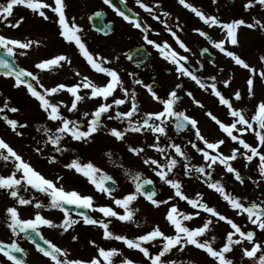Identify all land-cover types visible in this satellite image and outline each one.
Masks as SVG:
<instances>
[{
	"label": "snow or ice",
	"instance_id": "1",
	"mask_svg": "<svg viewBox=\"0 0 264 264\" xmlns=\"http://www.w3.org/2000/svg\"><path fill=\"white\" fill-rule=\"evenodd\" d=\"M106 4H109L119 16L125 21L133 24L137 29H141L144 34V40L147 44L152 45L159 53L173 65H176V70L181 76H187L195 81L201 88L211 89V92L219 99V103L226 106L229 111V115L232 118L231 123L222 122L212 112H208L207 115L215 121L219 128L229 137L233 142L238 143L241 147L231 149L230 154L225 155L220 148L225 144L224 139H219L214 142H210L202 135L200 128L198 127V121L186 115L184 111H178L176 105L180 100L176 90L167 94L166 98L158 95L157 91H154L151 86L144 85L147 91L150 93L152 99L162 105L161 110L152 112H143L141 114V105L138 101L136 91L124 86V82L121 78L120 72L110 65L111 61L108 58L101 56L99 53H93L87 46L86 40L83 36V29L77 23L75 17H69L67 10L69 8L68 0H0V22L7 23L13 29H17L26 22V17L21 15L19 18L14 17V8L24 7L30 10L34 17H39L44 21H50L58 26V35L66 42L74 43L79 52L86 59L90 67L97 73H103L108 77V80L103 85H97L88 76H83L79 83L68 86L63 83L58 84L51 88H46L42 84L39 85L41 90H38L32 82L27 78H31V81H35L39 84L38 77L33 72L27 71L23 68L17 69L13 66L8 59L0 56V68L7 69L3 73L4 76L14 77L15 82L13 87L19 88L22 85L26 86L28 93L34 97L41 110L46 114V120L52 122L51 124H40L37 126V131L42 133V141H37L35 151L41 155L45 154L46 149H51V152L46 156L48 163L56 164L60 162V157L64 153L74 151L70 145V141L88 144L94 141L95 134L101 131H105L108 135L115 138L117 141H126V136L130 133H151L153 134V143L146 145L148 148L155 149L165 157V162H161L157 158L146 156L143 158V163L149 167L159 177V179L165 184L174 189L175 197H179L181 200H185L191 205L194 211L193 213H182L178 210L175 204H171L166 213V220L174 227V234H166L161 230L159 225H156L152 230L138 235L134 238H129L125 234H117L113 230H110L111 220L104 218H116L121 222L135 223V215L139 209L133 208V202L138 199L139 196H144L153 206L160 207L164 204H169V201L174 197H168L167 199H157L155 189L145 190V185H152V180H141V174L139 172L132 174L130 169H125V174L132 179L134 183V191H131L122 197L113 196L115 187H110L106 182L111 181L113 185L116 184L114 178L108 173L104 172L92 161L82 162L79 156L71 159L69 163L63 165L65 169L74 170L75 173L81 174L83 177L95 186V188L102 193H105L112 198L114 204L123 209V213L117 212L112 206L102 205L94 206V198L91 195H85L79 191L66 190L61 183L63 177L57 175L55 179L48 178L37 170L31 162L24 159L23 155L18 152L9 142L3 137H0V162H4L7 167L11 165L9 174H0V190L4 191L5 195L12 198L15 204L7 207L4 222L6 226L11 230L13 236H18L20 233H24L29 240H31L37 250L43 254L44 257L50 259L51 264H136V262L124 256L123 252L116 247L105 248L96 244V241L90 240L89 243L96 247V255L88 258H74L71 257L70 250L57 246L50 240L44 238L40 232L41 225H46L51 228L61 229L64 233L69 232L75 225L83 222L84 225L99 226L103 230V237L106 240L120 241L128 249L138 250L142 253L149 264H195L194 261L178 262L177 260L170 259L169 253L173 250L183 252L187 246H195V248L203 250L208 257H210L215 264H236L233 258L230 257V253L234 251V246H241L242 258L246 257L253 264H264V240H257V231L259 229L264 232V201L256 202L251 201L245 203L247 198H241L233 195L225 190L224 185L220 181H212L210 179L211 173L206 172V168L212 169L213 165L220 164L225 167L228 173H232L235 179L241 184L245 183L240 171L233 166V162L239 157H243L248 163L256 160L257 171L259 174V180L253 181L259 187V183L264 181V100L258 102L255 106V111L249 116V114L243 108H237L234 106V101L242 100L241 91L237 90L232 98H227L220 89L217 88L215 83L216 77H211L213 81L210 85L202 82L201 78L185 64L188 61V57L181 55L167 43H158L149 38L147 32L149 26L142 25L139 14L130 16L116 7L113 0H104ZM125 0H121L124 3ZM178 2L185 8L191 10L204 24L209 27L218 26L226 35L219 41L213 40L207 32L200 28H194L193 30L201 37L209 40L210 43L220 52L226 56L232 58L236 65L247 69L250 75L246 81L247 95L251 99L255 96V83L257 80L264 81V70H258L256 67L250 66L236 52L228 50L225 47L226 43L233 46L238 45L237 31L240 26H246L250 29L259 28L264 31V22L261 19L253 18L251 23L246 22L244 19H234L231 22H223L216 15L206 14L202 9L194 6L188 0H178ZM217 0H213L216 3ZM136 3L144 11L153 14V18L160 20L165 24L167 30L175 38L176 43L181 49L190 51L183 40L177 35L171 27L167 26L166 20H161V16L155 14L154 8H159V0H156L154 6H150L145 0H136ZM264 8V0H247L244 7L245 9H252L256 6ZM102 12H95L94 16L98 18L103 17ZM162 15L168 17L169 12L163 11ZM13 17V19H9ZM92 19V17H89ZM176 27L180 29V25ZM106 29V30H105ZM182 30V29H180ZM97 31H104L107 35L111 28L108 25H104L103 29H97ZM41 41L34 39H20L12 38L6 35L0 34V49H3L7 56L15 58L17 55L26 56L27 50L32 49L34 46H39ZM204 51H207L205 49ZM131 59V56L128 57ZM261 61H264V55L260 57ZM71 63L70 58L65 54H58L54 57L41 60L35 65L40 70H51L54 67H60L63 63ZM77 76L81 74L76 73ZM130 76L135 77V73H129ZM135 84H143L140 79H134ZM224 87L230 85V80L223 81ZM181 85H177L176 88H180ZM81 89L90 90L89 93L81 95ZM120 90L122 96L114 95L117 90ZM66 90L71 94L73 99L70 106L64 101L53 102L50 97L60 91ZM192 96L191 92L187 93ZM100 98L101 102L98 106L91 111H85L84 117H89L87 123L84 124L79 119H70L68 115L63 112V108L67 109L68 113H75L78 111V104L83 102L85 98ZM111 98V99H110ZM200 107L204 105L199 101H195ZM128 104L129 107L126 111H121L120 106ZM115 111V115H111L112 111ZM20 109L16 106H12L9 98H5L0 102V120H3L11 131L18 136H22L23 129L29 125L26 122H21L18 119L10 118L8 113H18ZM108 120L120 121L125 126L122 128L112 127L108 128L103 122V117ZM170 124H174L177 132L183 131L187 127L191 126L195 130V136L197 141L202 142L199 145L196 142H191V147L196 152L201 153L204 161L207 162L206 166L202 165L197 167L190 163L191 156L185 151L182 146L175 143L169 138V142L166 146H162L161 137H167V129ZM252 133L255 136L257 143L253 145L244 138V133ZM43 144V147L39 146ZM129 151L133 154L140 156L144 153V147L128 146ZM169 149L174 150L169 152ZM243 149V150H241ZM105 155L111 160L113 153L108 151ZM183 166L185 176H191L193 172L200 174L201 176L208 177L205 180L207 186L210 189L218 192L225 201L231 206L232 209L237 210V214H246L247 220L254 226V230H243L242 227L234 222L233 219L227 215L219 212L215 207L209 206L208 203L203 201L201 194H197L196 198H189L182 190V181L175 178L174 169L178 165ZM123 167L122 164L116 165ZM154 166V167H153ZM247 166V165H245ZM173 174V175H170ZM251 179V177H249ZM29 191H35L38 193L46 194L50 199L49 203L45 205L36 197L26 198L22 193ZM35 202V208L40 209L48 207L51 209H59L63 212V220L59 224L54 223L52 219L46 218L37 212L34 218L22 219L20 211L17 205L27 206L32 205ZM69 206H75L79 209H90L93 211H99L103 214L104 218L96 219L91 215L86 214L84 211H80L77 215L80 219H76L73 216L72 210ZM200 210L209 214L208 218L201 226L189 227L184 221H190L194 217L200 215ZM215 222L225 221L230 225L231 231L226 235V242L219 248L214 246L216 237L211 239L203 238L206 233L211 230V226ZM137 227L139 225L137 224ZM28 230H31L29 232ZM34 234V235H33ZM35 237H39L43 241V246L36 242ZM72 241H78V235L71 236ZM159 240L161 247L155 251H150V246L154 241ZM247 242L251 247H243V243ZM24 249L21 248L15 241L11 243H5L0 241V254L6 258L10 264H25L16 253H22ZM117 257H123L117 262ZM0 264H4L0 261Z\"/></svg>",
	"mask_w": 264,
	"mask_h": 264
},
{
	"label": "rangeland",
	"instance_id": "2",
	"mask_svg": "<svg viewBox=\"0 0 264 264\" xmlns=\"http://www.w3.org/2000/svg\"><path fill=\"white\" fill-rule=\"evenodd\" d=\"M73 3L72 17L75 14L76 21L79 25L84 26L83 36L86 40L87 46L93 53H99L101 56L108 58L111 61L110 65L113 68H116L121 75V78L124 82V86L128 87L130 90L134 89L137 94L138 101L141 105V114L143 112H152L159 111L162 108V105L157 101H154L147 91V88L144 86L147 83V80L151 73H156L158 71L157 67L162 66L165 69H171L172 76H168L164 69L161 70L159 74L161 89L157 91L158 95L164 98L167 97V94L173 90L177 91L180 100L177 103V107L180 111H184L186 115L195 118L198 121V127L202 135L205 136L210 142H214L219 139H224L225 144L221 146L220 151L225 155L230 154L231 149L236 147H241L238 143L233 142L227 135L219 128V126L213 121L207 113L212 112L218 119L225 123H231L232 118L229 115L228 108L219 103V99L211 92V89L201 88L195 81L187 76H181L177 70L176 65H173L170 61L166 60L157 49L152 45H147L144 40V35L136 30L133 26L126 22L116 21V27H121L122 32L120 34L115 33L108 37L100 36L92 33L89 26L87 25V20L85 14L93 9L98 7L99 3H96L94 0L84 1V0H71ZM153 0H145V2H150ZM165 2L159 3V8H154L155 14L161 16V20L167 21V26L171 27L174 31L177 32V35L181 40L187 45L190 51H185L181 49L176 43L175 38L167 30L165 24L161 23L160 20L153 18V14H149L146 11L143 12L140 8V15L143 18L146 26H149L150 33L148 34L149 38L158 42L163 43L167 42L172 49L179 52L181 55L187 56L188 61L185 66L189 67L190 70L194 71L202 80L207 84H211L213 81L211 77H216L215 83H217V88L222 92L227 98H232L234 100L233 94L239 90L242 93L241 101H234V106L237 108H243L249 116L254 113L255 106L261 100H264V81L257 80L255 83V96L249 98L247 95V85L246 81L250 75V72L243 67L236 65L232 58L226 56L224 53L218 51L212 43L210 46L213 52L217 55V59L212 65H208L206 62L200 60L198 53L194 47V43L198 40L203 44L206 43L204 38L200 37L197 32L191 27L192 21H197L196 17L193 15L186 16L184 14L185 7H183L178 0H164ZM192 1L194 4H203V10L207 13V10L216 14V16L223 22H231L234 19H244L246 22L251 23L253 18L244 14H238L239 11H244V5L247 0H234V5L232 7H227L222 0H217L216 3H213V0H188ZM150 6L155 4L149 3ZM251 10V9H250ZM163 11L170 13L168 17L162 15ZM194 18V19H193ZM190 22L189 25L186 24L187 20ZM261 19L264 22V18ZM28 23L23 25L22 35L15 36L13 38L20 39H34L40 40L43 38V47L39 49V46H34L32 49L27 50L26 56L17 55V62L27 71H31L38 77L39 84H36L38 87L42 84L46 88L54 87L58 84H65L68 86L79 83L83 76H88L93 82L97 85H103L107 82L108 77L103 73H97L94 71L90 65L87 63L86 59L79 52L78 48L75 46L74 49H68L62 45L60 41L57 45H54L53 40L54 35H48L45 22L32 21L27 19ZM180 25V29L176 25ZM210 35L211 38L215 41L223 39L226 35V32L223 31L218 26L212 27H202ZM41 31V32H40ZM39 32L41 35H39ZM238 36V45L233 46L231 44L225 45L228 50L236 52L240 55L250 66L256 67L258 70H264V61H261L260 57L264 55V31H261L259 28L250 29L246 26H240L237 31ZM60 40V39H59ZM65 43H67L65 41ZM135 43H143L147 45L148 49L152 52L153 58L142 68H133L126 61V52L127 50L134 45ZM70 51V53H69ZM220 54H219V53ZM58 54L67 55L71 63H63L60 67H54L51 70H40L35 67L43 59L54 57ZM79 72L81 75L77 76L76 73ZM129 73H135V77L129 75ZM134 79H140L143 81V84H135ZM230 80V85L224 87L223 81ZM35 82V81H34ZM36 83V82H35ZM181 85L180 88H176L177 85ZM14 80L7 77H0V102L5 98L10 99L12 106H16L20 109L18 113H8L10 118H15L21 122L28 123V127L23 129V135L18 136L11 131L10 127L5 124L3 120H0V137H3L7 142H9L18 152H20L24 159L31 162L32 165L42 173L47 172H75L74 170H68L63 167L64 164L69 163L71 159L76 156H79L82 162L92 161L100 169L106 173H111L117 176V179H121L123 183V192L127 194L131 191H134V183L128 175L125 174V169H130L132 174L137 172L147 174L149 176H154L156 178L155 172L152 170V167H149L143 163V158L146 156H151L153 158L159 159L161 162H165V157L160 153L156 152L155 149L148 148L146 145L153 143V134L151 133H130L126 136V141H117L112 136L108 135L105 131H101L95 134V139L93 142L84 144L75 141H70L71 147L74 151H69L64 153L60 157V162L56 164L48 163L46 156L51 152V149H46L45 154L41 155L37 153L34 149L37 146V141H42V133L37 131V126L40 124H51L46 120V114L39 107L38 101L32 97L27 89L23 86L16 88L13 87ZM81 95L89 93L88 89H81ZM42 91V90H41ZM193 93L194 99H191L188 92ZM116 96H122V93L118 89L114 94ZM165 97V98H166ZM50 99L53 102L64 101L65 103H71L73 97L66 90L60 91L56 94H53ZM111 99V98H110ZM199 100L204 107H200L195 101ZM101 102L100 98H85L83 102L78 104V109L81 112L75 115L76 119L87 123L89 117H84L83 113L86 109L83 105L90 110H87L89 113L93 111L98 104ZM129 105H121L120 110L126 111ZM65 114H68L67 109H62ZM111 115H115L113 110ZM72 118V117H69ZM104 124L108 128L117 127L122 128L125 125L120 121L115 119L108 120L105 117L102 118ZM85 123V124H86ZM167 137H161L162 146H166L169 142V138L182 146V148L187 151L191 156L190 163L192 165L206 166L207 162L204 161L201 153H198L191 147V142H196L199 145H202V142L197 141L195 136V130L190 128L185 135L178 136L175 134L172 124L169 125L167 129ZM244 138L247 142L255 145L257 143L254 134L244 133ZM135 147H144L145 151L140 156L133 154L129 151L128 146ZM43 147V144L39 145ZM243 150V149H241ZM111 151L113 156L111 160L105 155L106 152ZM174 150L169 149V152ZM122 164L123 167H118L116 165ZM247 165V166H245ZM233 166L243 168L247 175V182L241 184L235 179V176L232 173H228L223 165L216 164L213 165L212 169L206 168V172H211L212 181H220L227 192L232 193L241 198H247L244 202L247 203L251 200H262L264 201V181L259 183V187L253 181L259 180V174L257 171L256 160L251 163H248L243 157H239L236 161L233 162ZM154 167V166H153ZM11 165L7 167L4 162H0V174H9ZM184 169L182 164L178 165L174 169V174H177V177L182 181V188L185 191V194L189 198H196L197 194H201L203 201L208 203L209 206L215 207L222 214L227 215L229 218L233 219L234 222L239 224L243 230L245 228L254 229V226L247 220L246 214H237V210L231 208L227 201L213 189L209 187L206 188L205 176L204 178L197 177L195 180L196 174L191 176H185L183 174ZM173 175V174H172ZM186 177V178H185ZM194 177V180L192 179ZM251 177V179H249ZM186 180V181H184ZM191 181L193 185H189ZM200 182V183H199ZM204 183V185H203ZM183 185L185 187H183ZM160 199H167L168 197H174L175 203L181 204L185 203V200H181L179 197H175L174 189L168 191L167 188L159 192ZM135 202V204H134ZM133 202V208L139 209L135 215L134 227L136 234L141 235L147 231H150V221L153 217L161 219L164 221L166 210L168 204L161 205L160 207H155L150 205V203L139 196L136 201ZM6 204H3L0 209H3ZM120 213H123V209H119ZM182 213H188L185 211H180ZM207 213L202 212L201 216L194 217L195 220H198V225L201 226L204 221L208 218ZM195 223V222H194ZM137 224L139 227H137ZM243 224L246 227H243ZM163 226V225H161ZM231 227L225 221L215 222L211 226V230L205 234L207 239H211L213 236L215 239V247L219 248L226 242V235L231 231ZM257 231V240H264V232ZM243 247H251L246 241L243 243ZM139 255V264H149L148 260L143 257L142 253L138 251ZM231 258L234 259L236 264H253L248 258H242V248L241 246H234V251L230 254ZM202 264H215L207 254H204Z\"/></svg>",
	"mask_w": 264,
	"mask_h": 264
},
{
	"label": "flooded vegetation",
	"instance_id": "3",
	"mask_svg": "<svg viewBox=\"0 0 264 264\" xmlns=\"http://www.w3.org/2000/svg\"><path fill=\"white\" fill-rule=\"evenodd\" d=\"M84 1H87V0H84ZM100 3L102 4L103 8L107 10L108 16L110 15V16H114V18L116 17L118 19H121L119 16L114 14L112 9H110L102 0H100ZM125 3L132 10H134L136 12L140 10V7L136 3V0H125ZM68 4H69V8L67 10V14L70 15L72 12L71 9H72L73 3L71 0H68ZM257 10H258V7L256 6L253 8V11H251V12L248 11L247 14L255 15L256 17H259L260 15L264 14V12L257 11ZM29 14H31L30 10L25 9L22 6L14 8V17L15 18H19V16H21V15L25 16L26 18L34 17L32 14L29 16ZM37 18L39 20V17H37ZM9 19H13V17H10ZM43 22H45L46 28H48V30H47L48 35H54L55 36V38L53 40L54 45H57L60 41H62V45L64 47H67L68 49L73 48L72 44H69L67 46L63 42V38H61L58 35V26L55 23H52L50 21H44V20H43ZM24 23H26V22H24ZM22 26H23V24H22ZM22 26L17 28V29H13L10 26H8L7 23L0 22V34L6 35L9 37H15V36L21 35L23 33ZM40 32H39V35H41ZM40 37H41V42H43V38H45V35L40 36ZM161 70L162 69L159 66L158 71L155 74H157V76H158L160 74ZM83 107L86 109V111L90 110L89 108L85 107L84 105H83ZM79 112H81L80 109L78 111H76L75 113H68L66 115H68V117H72L70 119H76L75 115ZM42 174L45 175L46 177L52 178V179H55V177L57 175H60L63 177V180L61 183L63 184V186L65 187L66 190L75 189L82 194L91 195L94 198V206H97V207L102 206V205L112 206L113 208H115V210L117 212H120L119 209H121V208H119L118 206H116L114 204L112 198H110L105 193L99 192L95 188V186L92 185L87 180V178L83 177L81 174H77L75 172H47V173H42ZM112 176L114 177V179L116 181V184L114 185L116 190L114 191L113 196H115L117 198L122 197L123 195H125L123 192L122 180L117 179L116 175L112 174ZM144 176H145L144 174H141V177H144ZM152 178L154 180V184H155L156 191H157V195H156L157 199H160L159 192L161 190L167 188L168 191H170L172 189L169 185L165 184L164 182L157 181L158 176H156V178L154 176H152ZM162 185H164V186H162ZM3 193H4V191H3ZM22 194L25 195L26 198L36 197L37 200L41 201L45 205H47L49 203L50 198L46 194L38 193L35 191H29L27 193H22ZM8 200L9 201L7 203L0 202V207L3 204H6V206L3 209H0V241H3L5 243H11V242L15 241L21 248H23L24 252L16 253V255H18L21 259H23L25 264H51L50 259L47 257H44L43 254L37 250L35 244L31 240H29L24 233H20L18 236H13L11 230L6 226V224L4 222V218L6 215V209H7V207L15 204V201L12 198L8 197ZM35 202H36V200L33 201L32 205H27V206L17 205L19 208L20 216L22 219L34 218L35 214L37 212H39L44 217L52 219L54 223L59 224L60 222H62L63 212L61 210L51 209L48 207L37 209L34 206ZM134 204H135V202H134ZM171 204H175L179 209L185 210V211L190 212V213L197 211L196 209H193L190 204H186V203L177 204V203H175V199H172L171 201H169L168 205L170 206ZM150 205H152V204L150 203ZM132 207H133V205H132ZM87 210L89 211V213L91 214V216L93 218H96V219L104 218L103 214L100 213L98 210L97 211H93L90 209H87ZM121 214H122V212H121ZM73 216L76 219H80V217L76 214H73ZM104 219H106V220L110 219L111 220L110 230H113L117 234H125L129 238H134L137 236L136 230L134 227V223L121 222L116 218H104ZM184 223H186L189 227H192V228L198 227V220H195L194 218L190 221H184ZM156 225H159L161 230L164 231L166 234H174V231H175L174 227L171 226L170 223L166 219H164V221H161V219H157V218L153 217L150 221V230H152V228ZM161 225H163V226H161ZM28 231L31 232V230H28ZM40 232L44 236L45 239L52 241L53 243L57 244V246L69 249L71 257H74V258L88 259V258L96 255V253H97L96 247L89 243L90 240H94V241H96V244L101 246V247H105V248L116 247V248H118L119 250H121L123 252L124 256H127V257L133 259L136 262V264H139L138 250L128 249L126 247V245H124L120 241L104 239L102 228H100L99 226L84 225L82 220L80 223H78L72 229H70L69 232H67V233H64L61 229L51 228V227L46 226V225H41ZM72 235H78L79 240L78 241H72L71 240ZM203 238H206V236H204ZM35 239L37 240L38 243H40L43 246V241H41L39 239V237H35ZM161 246L162 245H161L159 240L154 241L150 246V251L155 252ZM214 246H215V242H214ZM204 254L206 255V253L203 250L197 249V248H195V246L189 245V246H187V248L183 252H180V251H177L174 249L173 252L169 253L168 255H169L170 259L177 260L178 262H186V261L191 260V261H194L195 264H202ZM122 258L123 257H117L116 258L117 262H119V260ZM0 261H3L4 264H10V262H8L6 260V258L2 256V254H0Z\"/></svg>",
	"mask_w": 264,
	"mask_h": 264
},
{
	"label": "water",
	"instance_id": "4",
	"mask_svg": "<svg viewBox=\"0 0 264 264\" xmlns=\"http://www.w3.org/2000/svg\"><path fill=\"white\" fill-rule=\"evenodd\" d=\"M226 2L230 5L232 3V0H226ZM113 3L116 5V7L120 8L122 11H125L126 14H128L130 16H134L120 1L113 0ZM98 11L103 13V11H100V10H97L95 12H98ZM94 13L90 16V17H92V19H89V21L92 25V28L94 30L97 31L98 28L103 29L104 25H108V26H110V28L112 27L111 23H104V17H105L104 13H103L104 15L102 18L95 17ZM100 32H104V31H100ZM204 50H205V48H202L199 50L200 55L202 57L208 59L209 61L213 60V56L211 54H209L208 51H204ZM0 56H3L5 59H8L11 63H13L12 57L7 56L6 53H0ZM129 56H131V59L128 58L129 62L132 65L136 66V65L143 64L147 59H149L150 53L145 51V49L142 46H136L129 52ZM13 66L19 70V68L14 63H13ZM5 71H7V69L0 68V73L3 74ZM27 79L29 80V78H27ZM148 86L153 87V85H151V84ZM180 132H182V131H180ZM237 170L240 171L243 178L246 177L241 169H237ZM106 183L108 186H110L109 182H106ZM144 187H145V190H152L153 189L152 185H145ZM69 207L71 208V210H73L74 212H77V213L80 212V210H84V209L76 208L75 206H69Z\"/></svg>",
	"mask_w": 264,
	"mask_h": 264
}]
</instances>
